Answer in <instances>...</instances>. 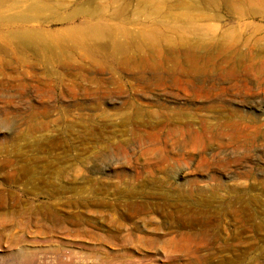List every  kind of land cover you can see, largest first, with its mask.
Masks as SVG:
<instances>
[{"label": "rangeland", "instance_id": "374dc122", "mask_svg": "<svg viewBox=\"0 0 264 264\" xmlns=\"http://www.w3.org/2000/svg\"><path fill=\"white\" fill-rule=\"evenodd\" d=\"M62 2L63 8L24 22L19 39L49 46L48 32H59L76 45L90 25L117 23L100 16L121 8L138 43L142 25L152 30L176 0H153L162 16L150 20L135 12L140 0ZM222 2L195 11L211 15L198 23L215 27L220 41L238 30L245 43L236 54L253 58L238 62L239 69L250 65L239 89L218 76L230 62L215 54L198 58L206 72L193 83L225 89L209 100L182 95L170 61L173 40L161 41L159 53L125 46L115 64L93 51L66 58L23 54L19 64L0 58L12 63L0 70V264H264V0L257 15L241 20ZM77 28L84 31L70 33ZM6 31L0 28V44ZM207 105L215 108L206 111ZM217 106L241 112L250 137L231 140L211 128L194 153L174 135L153 139L157 130L138 124L149 121V111L163 110L177 122L180 108L214 124ZM191 188L203 191L191 200Z\"/></svg>", "mask_w": 264, "mask_h": 264}, {"label": "bare ground", "instance_id": "6f19581e", "mask_svg": "<svg viewBox=\"0 0 264 264\" xmlns=\"http://www.w3.org/2000/svg\"><path fill=\"white\" fill-rule=\"evenodd\" d=\"M152 1L153 0H140V2L136 4V11H134L136 13L143 14L145 20H150L153 17H161L162 7L157 6V4L154 5ZM188 1L189 3H187L186 0H176L175 4L173 3V5L168 7L170 13L168 12L169 14L164 15L163 19L159 21V24H157V26L152 29L154 32L156 30L155 37H153L152 39L150 38L151 36L148 37L149 33L152 30L150 29V31L148 28H146V26L142 25L143 28L138 35V39L142 41H139L140 43H137V39H134L135 35H133V37L129 32L127 24L130 21L128 20V23L125 22V19H123V16H121V8H114L115 10L112 11V14L108 16L107 19L105 16H99L101 21L104 20L111 22L113 21L111 19H117V23L111 22L108 24H102L104 22H99L96 25H90V27L88 26L90 32L86 33L89 31V29L88 31L85 30V32L83 33L81 32L82 34L81 37H79L80 39L77 37L79 40L78 44L76 45H73L75 43L71 42V40H67L69 39L67 37V39L60 38L59 32L55 34L48 32L50 37L53 39L49 46H45V44L38 42L33 38L27 41L19 39L20 37H23L22 35H24L25 33V31L23 30V24L27 21H36L38 19H41L45 13H48V11L51 12L56 8H63L62 0H47L44 4H39V2L27 3L24 2V0H0V28L2 27L3 30H7V39H2V43L0 44V58H8L9 60L14 61L15 64H19L21 62L20 57L23 54L35 58L38 57V55L42 52L47 53L48 55L60 54V56L66 58L69 54L71 55V53L77 52L86 56L93 51L99 52L102 55L110 56L113 59L112 63L115 64V56L118 53L117 51H122L123 49L125 50V46L133 48L138 52L139 50H143V48L145 47H152L154 49H158L157 51L159 53V44H161V41H169L171 43V40H173L172 42H174L176 46L172 43L174 46V50L172 49L173 52L171 53L172 56H170V61L172 60V62L174 61L175 64H177V79L179 81L178 83L181 84L179 89H181L180 91L182 95L190 96L193 99L209 100L210 97L215 95L219 96L222 92L225 91L224 88L215 86L207 90H202L200 86L193 83V79L195 77L200 76L201 73L204 74L206 72V66L201 67L195 63V61H197L198 58H201L202 55H207V57L210 59L211 57H213L212 54H215L221 56L222 61L227 63L230 62L226 68H222V74L218 76L233 80L234 82L232 84V87L235 86L236 89H239L240 83L244 76L242 75V73H244L246 71H244V69H246L250 65L243 64L241 65L242 68L239 69L238 62L241 63L242 61H249L253 58V56L246 55L245 53H240V51L238 54H236V46L239 44L244 45L245 43L242 39L241 32L233 29L229 32V34L227 33L229 35L228 38H230L229 40H226L227 37H225V40L222 39L223 41H220L219 38H216L217 36L215 35V32H213L214 30H216L215 27H213L212 25L208 26L207 24L200 25L198 23L200 21H209L211 15L203 13L198 17L194 14L195 11L198 12V10H200L202 7L204 9H209L210 5L213 4L215 0H201L199 2L200 4L198 3V1L194 3L192 1L193 4H190V0ZM222 3L226 6V13L228 12L234 14L237 20H241L242 15L245 17L246 15H249L250 17L257 15V7L263 4V0H223ZM93 8L97 9L100 12L102 11V8H100L99 6H95ZM175 10L180 12L172 13ZM78 11L88 12L87 8L85 7L79 8ZM90 15L93 18L98 17L96 11H93L92 13H90ZM52 18L55 19L54 14L52 15ZM58 20L62 21L65 19H63L62 16ZM84 29H69V31L70 33L76 32L79 34L80 32L78 31H84ZM209 32H211V34ZM225 34L226 33H224V35ZM71 35L75 36L73 34ZM188 35H191L193 37H190L191 39H188ZM119 36H122L123 41H119ZM201 36L203 38L205 37L206 39H201ZM198 37L201 38L198 39ZM258 40L260 42V39H257L253 43H256ZM11 64L12 63L10 61L0 59V70L7 69ZM217 107L216 108L219 112V115L218 117H216L217 119L215 118L216 120L214 119V124L213 120L211 121L212 123L209 122L211 118H208V116H200L196 114L194 115L195 117H193L191 114V117L188 116L190 112L188 113V110H186L185 108H180L179 110H177V114H179L178 120L176 119L177 122L174 121V119L171 117V113L165 110L149 111L147 113L149 121L137 122L138 124L157 130L152 134L153 139H159V137L165 132L168 136L174 135V137L178 138V143H180L179 145L188 147L189 149H192L193 152L194 150L197 151L199 144L201 148L204 147L202 145L205 144L203 142L205 140V134L210 133L211 128H216L218 131V135L227 136V138L229 137L231 140H240L239 138L241 137L242 139H245L248 135L250 137V134L246 133V118L241 112L235 109H227L226 107L222 106ZM213 108H215V106H205L206 111H210ZM135 115L137 118H140L142 116V113L138 111L137 114L135 113ZM126 118L127 121H132L133 119L130 116H127ZM219 118L222 119V121L218 120ZM175 124L178 125L174 126L173 128H169V125ZM4 126L5 122H0V128L2 129ZM249 132H252V130ZM202 142L204 144L201 145ZM162 149L165 150V147ZM201 189H189L187 193L188 198L193 200V197L197 196L195 195V193H197L198 191H203ZM198 196L196 198H198ZM195 203H197V201H195Z\"/></svg>", "mask_w": 264, "mask_h": 264}]
</instances>
